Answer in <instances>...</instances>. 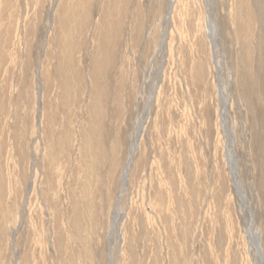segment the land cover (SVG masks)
Segmentation results:
<instances>
[{"label":"rangeland","instance_id":"obj_1","mask_svg":"<svg viewBox=\"0 0 264 264\" xmlns=\"http://www.w3.org/2000/svg\"><path fill=\"white\" fill-rule=\"evenodd\" d=\"M110 255L264 264V0H0V264Z\"/></svg>","mask_w":264,"mask_h":264},{"label":"bare ground","instance_id":"obj_2","mask_svg":"<svg viewBox=\"0 0 264 264\" xmlns=\"http://www.w3.org/2000/svg\"><path fill=\"white\" fill-rule=\"evenodd\" d=\"M82 148H83V153H88L91 149H90V146L88 144V142L84 139V142L82 143ZM135 148H136V145L132 144L131 148H130V151H129V155L127 157V160H126V164L124 166V169H123V172H122V179H121V195L119 196V199H117L118 201L116 202L117 203V206H116V216L118 215L119 216V213H120V208H119V203H121V197H122V194L124 193L125 189H126V185H127V176L129 174V170L131 167V163H132V160H133V155H134V152H135ZM83 162L86 166H94L95 170H96V174H99L101 175V171H102V164L100 161H98V159L94 160V162H91L87 159V157L85 156V158L83 159ZM111 169V168H110ZM110 173H108L109 175ZM128 187V186H127ZM127 191V190H126ZM124 211V209H123ZM123 213V212H122ZM130 215V214H129ZM117 216V217H118ZM256 239V247L257 249H259V242L257 240V238L255 237L253 239V241ZM112 254V253H111ZM114 258V257H112ZM115 261V259H114ZM115 263V262H114ZM113 263V259H111V255H110V263L109 264H114Z\"/></svg>","mask_w":264,"mask_h":264}]
</instances>
